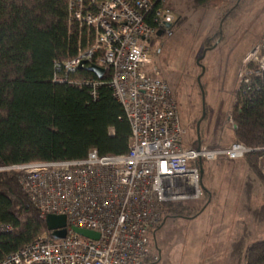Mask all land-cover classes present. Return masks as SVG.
Wrapping results in <instances>:
<instances>
[{"label": "built area", "instance_id": "2783aa9c", "mask_svg": "<svg viewBox=\"0 0 264 264\" xmlns=\"http://www.w3.org/2000/svg\"><path fill=\"white\" fill-rule=\"evenodd\" d=\"M68 6L69 21L92 27L94 41L64 65L58 63L55 80H66L58 73L62 70L68 74L92 64L110 71L113 95L131 128L129 149L103 156L93 149L83 159L0 167L18 173L45 221L49 214L68 219L65 238L42 234L0 264H146L164 204L204 196L203 162L239 160L264 147L237 140L211 145L191 137L172 87L152 65L158 31L173 34L163 6L155 12L151 0H69ZM246 59L249 69L241 74L239 90L253 87V77L264 78V40ZM86 84L96 97L98 82ZM73 226L94 230L100 237H84ZM6 229L0 225V232Z\"/></svg>", "mask_w": 264, "mask_h": 264}, {"label": "trees", "instance_id": "16d2710c", "mask_svg": "<svg viewBox=\"0 0 264 264\" xmlns=\"http://www.w3.org/2000/svg\"><path fill=\"white\" fill-rule=\"evenodd\" d=\"M151 2L153 12L163 6L181 14L184 8L208 7L212 0ZM68 5L69 0H0V167L83 159L93 149L102 156L129 149L131 128L113 95L110 71L98 78L88 66L68 74L62 70L58 73L66 80H55L56 65H64L94 41L92 27L69 21ZM180 16L182 21L185 17ZM91 80L98 82L96 97L92 85L86 84ZM253 81L250 89L239 90L234 138L257 149L264 147V78ZM246 162L264 181V151L250 152ZM206 193L210 195L204 188ZM202 210L182 202L165 203L156 230L168 218L189 219ZM0 225L7 228L0 232V261L50 234L16 171L0 170ZM244 253L245 264H264V239L250 243ZM153 260L148 257L146 264L159 262Z\"/></svg>", "mask_w": 264, "mask_h": 264}, {"label": "rangeland", "instance_id": "374dc122", "mask_svg": "<svg viewBox=\"0 0 264 264\" xmlns=\"http://www.w3.org/2000/svg\"><path fill=\"white\" fill-rule=\"evenodd\" d=\"M219 1L184 8L182 21L180 13L167 11L173 34L156 36L150 53L175 93L189 134L199 139V130L200 139L211 145L235 141L241 74L249 69L248 55L264 40V0H235L224 9ZM246 157L202 163V185L210 195L182 202L203 206L198 216L168 218L155 231L156 264H245L247 246L264 239V181Z\"/></svg>", "mask_w": 264, "mask_h": 264}, {"label": "water", "instance_id": "95a60500", "mask_svg": "<svg viewBox=\"0 0 264 264\" xmlns=\"http://www.w3.org/2000/svg\"><path fill=\"white\" fill-rule=\"evenodd\" d=\"M167 26L170 27L171 23L168 22ZM162 34H163L162 31H158L157 33L159 37L162 36ZM209 49H212V47L205 49L204 54H206V52ZM204 54L197 61L199 65H201V60L205 57ZM89 69L93 71L98 76V78H102L103 75L105 74V69L97 64L90 65ZM200 80L201 77H199V81ZM198 137L200 139L199 130H198ZM202 172L203 171L201 169V175ZM46 225L50 232L51 237L54 239L65 238L68 233V219L65 214H49L46 218ZM72 228L77 234H80L84 237H88L91 239H99L100 237V234L94 230L84 229L76 226H73Z\"/></svg>", "mask_w": 264, "mask_h": 264}, {"label": "crops", "instance_id": "0c3cea01", "mask_svg": "<svg viewBox=\"0 0 264 264\" xmlns=\"http://www.w3.org/2000/svg\"><path fill=\"white\" fill-rule=\"evenodd\" d=\"M234 1H235V0H220L219 3H218V4H220V7H219V8H221V9L229 8L230 6L233 5ZM222 4H223V5H222ZM162 77L165 78L164 76H162ZM224 160H228V159H219L218 161H220V162H217V161H216V163H218V164H222V163H223L222 161H224ZM228 161H232V160H228ZM237 161H239V160H237ZM213 163H214V162H213ZM205 189H206V188H205ZM206 190H209V189H206Z\"/></svg>", "mask_w": 264, "mask_h": 264}]
</instances>
